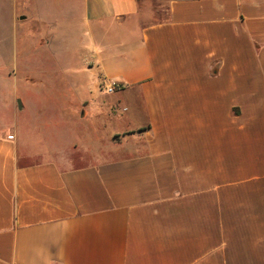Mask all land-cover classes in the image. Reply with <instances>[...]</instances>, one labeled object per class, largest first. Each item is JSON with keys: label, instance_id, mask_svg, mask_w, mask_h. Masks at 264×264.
I'll return each mask as SVG.
<instances>
[{"label": "crops", "instance_id": "crops-1", "mask_svg": "<svg viewBox=\"0 0 264 264\" xmlns=\"http://www.w3.org/2000/svg\"><path fill=\"white\" fill-rule=\"evenodd\" d=\"M85 47L114 93L0 79V264H264V0H0L1 59Z\"/></svg>", "mask_w": 264, "mask_h": 264}, {"label": "rangeland", "instance_id": "rangeland-1", "mask_svg": "<svg viewBox=\"0 0 264 264\" xmlns=\"http://www.w3.org/2000/svg\"><path fill=\"white\" fill-rule=\"evenodd\" d=\"M159 3H151L153 6H157ZM29 56V55H28ZM24 57L23 54H17V57L12 59L0 58V79L7 80V85L10 90L3 94L4 99L10 100L14 99L22 102L25 97L31 96L34 100H53V92L48 93V96H43L42 91L39 95L37 89L33 91H28L26 89V84H28V79H33L32 85H44L52 83H61V89L64 91L66 89L64 86L66 84H75L76 89H73L72 98H77L79 100L87 99L89 97V90L99 89V85L102 84L98 82V73L100 70L95 66L88 67L87 62L89 59V53L87 47L83 50L73 51L72 53H62V58L53 57L50 58L48 54L44 51H36V53L28 60L29 57ZM34 62L35 68L29 67L27 62ZM62 67L58 69L60 64ZM90 62V61H89ZM88 62V63H89ZM39 65V66H38ZM14 70V74L12 73ZM10 74V76H9ZM1 82V81H0ZM64 94V92L62 93ZM56 95L63 98V95ZM50 102V101H47ZM79 103V102H78ZM80 109V108H79ZM81 113V110H80ZM79 113V114H80ZM61 123L54 121H49L44 124H25L23 128L27 131H35L44 133L46 139L52 138L55 132L60 128ZM63 126V124H62ZM34 128V129H33ZM86 130V122L76 126V131L82 133Z\"/></svg>", "mask_w": 264, "mask_h": 264}, {"label": "built area", "instance_id": "built-area-1", "mask_svg": "<svg viewBox=\"0 0 264 264\" xmlns=\"http://www.w3.org/2000/svg\"><path fill=\"white\" fill-rule=\"evenodd\" d=\"M119 88V83L116 81H105L100 84V90L105 94H112ZM8 138H11L10 136Z\"/></svg>", "mask_w": 264, "mask_h": 264}]
</instances>
